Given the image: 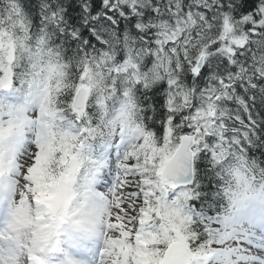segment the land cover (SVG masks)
Instances as JSON below:
<instances>
[{
  "label": "snow or ice",
  "instance_id": "obj_1",
  "mask_svg": "<svg viewBox=\"0 0 264 264\" xmlns=\"http://www.w3.org/2000/svg\"><path fill=\"white\" fill-rule=\"evenodd\" d=\"M0 264H264V0H0Z\"/></svg>",
  "mask_w": 264,
  "mask_h": 264
}]
</instances>
